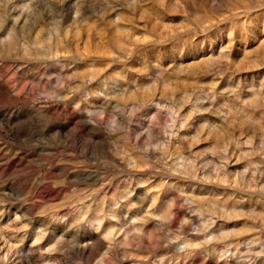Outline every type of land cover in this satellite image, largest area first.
I'll list each match as a JSON object with an SVG mask.
<instances>
[{
    "label": "rangeland",
    "instance_id": "rangeland-1",
    "mask_svg": "<svg viewBox=\"0 0 264 264\" xmlns=\"http://www.w3.org/2000/svg\"><path fill=\"white\" fill-rule=\"evenodd\" d=\"M0 264H264V0H0Z\"/></svg>",
    "mask_w": 264,
    "mask_h": 264
}]
</instances>
